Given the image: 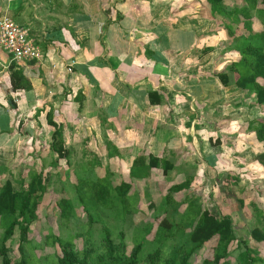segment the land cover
I'll list each match as a JSON object with an SVG mask.
<instances>
[{"label":"crops","instance_id":"1","mask_svg":"<svg viewBox=\"0 0 264 264\" xmlns=\"http://www.w3.org/2000/svg\"><path fill=\"white\" fill-rule=\"evenodd\" d=\"M190 2L198 5L196 22L188 14L196 9L189 11L187 0H0V18L8 16L26 28L43 51L39 61L17 62L0 50L4 61V68H0V135L6 133L0 136V165L6 167L3 160L14 154L21 133L33 137L31 119H40L44 112L45 122L50 111L54 122L68 128L79 142V133L84 130L82 143L88 144V139H95V144L99 141L98 147L83 146L81 158L88 160L89 154H97V158L102 153L109 160L115 159L116 154L122 155L120 144H127L128 137L141 142L150 140V145H156L149 135L158 127L157 118L168 108L162 103L170 92L186 98L178 103L185 112L191 110L188 93L202 96L210 88L219 98L223 96L231 85L225 87L216 76L208 77L205 72L227 62L228 53L224 51L228 49L230 53L231 47L218 48L219 59L211 60L213 47L199 44L200 27L206 24L199 12L206 11L205 1ZM203 49L209 52L203 53ZM20 78L24 80L22 84ZM27 84L29 88L21 89ZM150 91L162 95L160 105L149 104L146 94ZM174 107L171 104L169 110L178 111ZM99 109L101 113L107 109L106 116L100 113L102 118L95 123ZM70 111L83 123L93 125L71 130V123L62 117ZM118 118L120 123L115 124ZM3 119L6 124L1 122ZM168 120L170 124V117ZM186 126L183 125V131L189 135L190 128ZM111 127L117 130L119 138L106 135V129ZM128 127L135 131L127 130ZM120 128L128 131L126 139H121ZM27 129L34 133L29 135ZM193 138L196 140V136ZM64 140L66 144V137ZM77 147L75 144L74 149ZM66 148L68 158L73 159L71 146ZM127 153L131 164L139 155L136 150L133 154L127 149L124 154ZM27 156L23 153L25 160ZM119 158L123 157L117 156L116 160Z\"/></svg>","mask_w":264,"mask_h":264},{"label":"rangeland","instance_id":"2","mask_svg":"<svg viewBox=\"0 0 264 264\" xmlns=\"http://www.w3.org/2000/svg\"><path fill=\"white\" fill-rule=\"evenodd\" d=\"M224 3L230 7H238L240 5L239 3L237 4L235 0H226ZM186 4L189 5V11L196 9L193 13L188 12V14L191 15L190 20L196 22L198 5L190 2V0H187ZM205 8L206 11L201 9L199 12V15L203 17L206 22L205 25L200 27V29H202L200 41L202 42L199 44L202 45L205 43L213 47L214 51H212L209 57L211 60L215 58V61H217L221 55V51L218 48L222 50L230 48L231 46L229 47V45L234 41L233 38H236L242 33V28L241 26L236 27L233 36L229 35L226 33L221 21H218L220 20L219 18L212 22L207 5H205ZM174 18L177 19L179 16L174 15ZM254 21L255 31L264 29V26L262 27L256 20ZM167 43L169 44V42ZM232 48L231 52L228 53L227 62L215 66V69H213V71L210 70V73L205 72L208 77L217 76L218 72L226 69L231 62L238 61L239 55ZM223 56L226 57L227 54L224 53ZM215 73L217 74L215 75ZM259 82L264 85V80H259ZM228 86L232 88H227L225 94H222L223 96L220 98V95H217L215 91L212 92L210 88L205 90L202 96H198L199 94L196 93L193 94V92L188 93L186 97H189L188 103L189 107H191V110L188 112L181 110L180 106H178V103H180L179 100L186 98L179 97V93H171L169 91L170 93L167 95L168 99H165L162 103V106H168V108L160 114V119L157 118L159 123L158 127L152 129V133L149 135L150 139L156 141V145H150V140L146 141L144 139L142 140L143 142H141V140L139 141V139L135 137L129 138L128 131L120 128L118 129L119 133L123 136L121 139H126L127 137L128 139L127 144H120L123 156L116 154L114 155L115 159H105L102 153H100L101 157L98 156L97 158L95 157L97 154H89L87 156L88 160H86L85 157L81 158L80 149H82L83 146L98 147L99 141L95 144V139H88V144L82 143V140L85 138V130L79 133V142L74 138L73 133L68 131V128L63 129L62 135L66 137L67 144H65V146H71L72 153L70 151V155L73 159L69 160L68 158L70 161L68 164L65 163V160H62L57 167L54 168L49 166L52 155L49 154L48 150L52 129L45 127L44 112V115L40 117V119H31L30 125L35 128L33 137L28 138L25 134L21 133L22 138H20L21 141H19L13 149L15 151L14 154L12 156H7L6 159L4 158L3 162L8 169L7 171L15 178H18V174L20 173L26 177L29 168L38 171L41 168L43 169V165L45 167L44 173H60L62 182L57 184V186L59 188L61 186V189L65 190L64 195L68 196L71 200L76 212L80 214V221L83 223H87L86 221L88 219L87 212L83 210L84 203L80 201L82 197L80 192H78L79 187L82 186L83 183L88 184L94 181V177L99 179L105 178L107 174H109L108 177L113 175L112 179L114 184L120 183L121 181L132 182L133 187L131 189V194L134 193V200H132L131 203L137 209L135 218H132L133 221L136 220L134 222L135 230L146 223L152 224L153 227H155L160 220L156 219V216L163 215L161 213L165 208L166 195L173 186L182 183L185 178L190 177V189L173 193V200H170L171 205H179L180 201L189 198L192 199L193 203L200 205L202 208H208L219 217L230 216L238 237L245 239L246 244H248L251 249L257 250L259 254L264 257V243H255L248 236L249 230L257 221L254 207L258 209V212L264 209V199L262 196L264 190V167L253 161L255 154L264 152V142L256 141L250 125L261 120H263L264 123V112H261L254 106V97L252 95H248L244 91L236 89L231 82ZM212 89H214V87H212ZM209 92L212 94L210 93L211 95H208ZM214 94L216 95L213 96ZM205 95L206 97H204ZM171 104H175L174 109L178 111L174 110L171 112L169 110L171 109ZM111 108L114 110V107ZM107 109H103L102 113L99 109L98 118L94 119L95 123L98 119L102 118L100 117V113L103 117L106 116ZM72 116L74 119L72 121L68 120V118L71 119ZM62 117L67 123H71V130L74 131L93 125L83 123L78 116L72 115L71 111L67 116L62 114ZM169 117L171 119L170 124L168 120ZM26 118L28 119V117ZM86 118L89 119L91 117ZM1 122L6 124L7 121L3 119ZM114 123L119 124V118L116 119ZM165 123H167V125ZM183 125L186 128V125H189V135L183 131ZM113 128L114 127L106 129V135L108 134L112 138H119L117 130H113ZM97 129L99 130L100 128ZM127 130L135 131L134 128L129 127ZM17 131L19 132L18 129ZM27 132L29 135L34 133L31 129H27ZM163 134L166 135L162 136ZM23 136H25V138H23ZM156 136H159V138L157 139ZM194 136H196V140H194ZM186 137L189 139L187 140ZM162 139L165 140L163 144L161 142ZM24 141H26V143ZM136 141L137 144L135 143ZM217 141H219V143H217ZM130 143H133V145ZM75 144L78 145L76 149H74ZM110 147L112 146L110 145ZM149 147H151V149H149ZM114 148L118 149L119 146H115ZM127 149L133 151V154L136 150L139 154L146 155L152 153L151 155L154 154L156 157L169 159L175 167L167 176H164L160 169H153L150 179L143 181L131 180L129 177V167L131 164L129 158L131 157L128 153L124 154ZM96 151L98 150L96 149ZM23 153L28 154L26 160L23 157ZM76 154H78L77 158ZM117 156L123 158L116 160ZM56 179L55 176L54 180ZM24 185L27 186V181L24 182ZM80 189L86 191V187L84 186ZM58 195L59 190L56 191V183L54 182L41 201L38 211L39 219L32 226L31 234L29 235L30 238L39 240L41 238L39 236V231L45 234L48 231V227L57 230L59 209L54 203L59 199ZM85 196H88V193H86ZM169 204L166 206L169 207ZM149 205H153V208ZM86 207L93 222H95L93 226L95 229L100 228V223L103 225L105 223L106 225L114 224L116 212L111 213L109 203L100 206L95 202L92 204L86 202ZM119 207L121 208L122 205H119ZM177 208H179V206ZM184 210L185 205H181L179 208L180 212H177L180 214L183 213ZM44 216L46 217L45 219H43ZM118 224L120 225L121 223L119 222ZM127 227L128 222H125V224H122L121 230L125 232L127 238L126 242L128 244L127 249L129 252L132 247L131 237L136 235V232H133V227ZM66 233V229L63 230V234ZM94 234L97 235V232H94ZM79 243L80 242H77L78 247L80 245ZM214 244V240L206 244L201 254L194 256L192 263L200 264L203 259L210 258V248H212ZM235 248L236 244H232L230 247L233 251L229 259L231 264L235 262L233 255H237L241 250H236ZM53 251L54 249L47 247L42 252H38L40 255H45ZM15 254H17L16 251Z\"/></svg>","mask_w":264,"mask_h":264},{"label":"trees","instance_id":"3","mask_svg":"<svg viewBox=\"0 0 264 264\" xmlns=\"http://www.w3.org/2000/svg\"><path fill=\"white\" fill-rule=\"evenodd\" d=\"M204 1L212 20L219 18L226 33L233 36L236 27L242 28V33L233 38L230 45L238 53L239 59L231 62L224 72L218 73L217 79L225 87L231 82L236 89L252 95L254 106L264 112V85L259 82L264 80V29L254 30V20L264 26V0H235L240 4L238 7L225 5L226 0ZM202 52L209 51L203 49ZM224 52L229 53V50ZM29 87L27 84L21 89ZM146 98L151 105H160L163 100L156 91L147 92ZM46 124L52 129L48 145L49 154L52 155L49 166L57 167L62 160L68 164L69 151L62 135L63 126L54 122L50 111L46 114ZM250 125L256 141L264 142L263 120ZM5 134L1 133L0 136ZM253 161L264 167V152L256 154ZM42 167L38 171L30 169L26 177L20 173L15 178L6 167L0 165V264H193L194 256L201 254L206 244L213 240L215 244L210 248V258L203 259L200 264H231L232 244H236V250L241 249L237 255H233L234 264H264V257L251 249L245 239L238 237L230 216L219 217L189 198L180 201L179 205H171L173 193L190 189V177L173 186L166 195L165 208L161 213L164 216H156L160 220L155 227L146 223L135 230L136 220L132 218H135L137 209L131 203L134 200L132 182L114 184L113 175L108 177L107 174L105 178L94 177V181L83 183L86 191L80 189L82 186L78 189L88 217L87 223H83L71 200L64 195L65 190L57 186L62 182L61 174L44 173L45 167ZM174 167L169 159L139 154L132 161L129 177L131 180H148L153 169H160L167 176ZM25 181L27 186L24 185ZM54 182L56 191L59 190V199L54 203L59 209L57 230L48 227L45 234L39 231V240L32 239L29 235L39 219V206ZM86 193L88 196H85ZM262 196L264 199V190ZM86 202H95L100 206L109 203L111 213L116 212L114 224L100 223V228L95 229ZM181 205H185V210L178 214ZM149 206L153 208V205ZM254 209L257 221L248 236L255 243H264V209L259 212ZM125 222H128L127 228L134 225L133 232H136L131 237L129 252L125 232L121 230ZM65 229L67 233L63 234ZM77 242H80L79 247ZM47 247L54 251L40 255L38 251L42 252Z\"/></svg>","mask_w":264,"mask_h":264},{"label":"built area","instance_id":"4","mask_svg":"<svg viewBox=\"0 0 264 264\" xmlns=\"http://www.w3.org/2000/svg\"><path fill=\"white\" fill-rule=\"evenodd\" d=\"M0 50L17 62L39 61L43 56L41 48L29 37L28 30L5 15L0 18ZM0 68H4L1 58Z\"/></svg>","mask_w":264,"mask_h":264}]
</instances>
